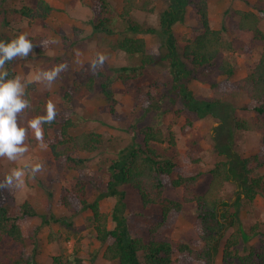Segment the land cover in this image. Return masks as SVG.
<instances>
[{
    "label": "trees",
    "instance_id": "16d2710c",
    "mask_svg": "<svg viewBox=\"0 0 264 264\" xmlns=\"http://www.w3.org/2000/svg\"><path fill=\"white\" fill-rule=\"evenodd\" d=\"M112 1L101 0L100 4H95L104 8V13L94 10L89 23L94 32L121 34L119 39L109 41L108 46L129 55L131 61L112 66L113 75L123 83L133 82L142 77L147 67L163 60L168 62L162 72L169 80V87L162 93L156 89L149 90L142 100V115L127 127L130 142L113 148L101 133L94 130L79 135L71 133V128L75 127V121L71 118L74 105L78 98L87 94L100 92L109 102L110 114L112 117L115 115L117 99L112 89L113 76L102 70L90 72L81 68L75 71L70 81L61 83L59 91L64 104L55 110L56 117L50 124H42L45 136L49 129H60L57 140L50 143L53 162L63 170L79 172L75 176L76 182L61 198V202L69 210L92 212V235L105 247L103 258L117 264H213V257L221 244L220 264H264V242L246 247L242 244L240 247L243 234L246 235L240 217L241 196L238 195L233 203L222 196L228 181H237L249 201H254L257 195H264V177L257 174L264 167V135L261 149L254 154L243 156L233 149L237 130L264 131V30L260 26L264 15L259 14L264 13V8H260L259 13L254 10L235 11L239 16V30L252 32L254 40L262 43L258 62L246 76L233 81L235 90L223 91L219 88L220 82H212L213 96L201 98L195 95L191 87L197 73L216 64L224 52H231L234 48L233 42L224 37V25L222 28L210 25L208 0H165L166 6L160 10L159 24L156 26H146L132 17L133 11L138 9L152 11L153 0H122L119 18L124 26L116 24L115 16L105 14L115 10ZM190 6L197 8L202 29L192 33L190 40L181 45L173 25L185 20ZM11 10L20 13L24 19L41 20L44 26H48L46 19L53 7L47 0H37L36 7L25 5L11 8L5 0H0V24L12 26L7 17ZM1 34L0 39L6 40ZM134 34L164 35L166 52L157 57L150 51L148 38ZM63 39L66 41L67 37ZM132 57L138 59L132 61ZM12 66L13 60L4 65L10 77L18 75L13 72ZM218 70L220 75L229 79L235 74L236 64L230 58H222ZM240 94L255 103L252 108L245 107L259 116L254 122L235 116L236 106L232 100ZM45 102L39 101L32 111V117L40 116L42 111L46 113ZM178 104L181 106L178 107ZM159 109L163 110L156 113ZM170 111L178 115L185 111L193 113V118L187 117L188 126L196 119L207 117L220 123L216 135L212 137L214 151L219 158L208 170L211 179L205 192L197 189L202 172L187 173L180 162L155 147L154 144L165 143L166 133L169 137L174 136L175 132L170 127H162L160 122L139 125L148 114L156 113L159 119ZM83 153L91 155L83 157ZM96 156H100L97 170H102L108 176L106 182L84 173L88 160ZM126 187L137 191L141 203V209L130 214L126 213ZM175 189L182 190L181 196H168L167 190ZM94 190L95 199L91 201L89 196L95 193ZM3 191V188L0 189V264H42L37 244L28 250V234L19 220L40 216L42 223L48 224L51 220L60 222L63 219L54 213L40 214L28 201L23 202L14 213ZM48 195L51 197L52 193L48 191ZM106 197H112L115 202L110 213L100 208V201ZM185 203L195 205L197 218L194 228L202 242L199 246H193V241L187 239L175 243L161 232L171 215L181 212ZM156 207L160 211H156ZM111 220L113 224L109 227ZM257 231L258 225L252 224L247 235L252 237ZM227 234L229 236L226 238ZM5 244L9 245L7 251L2 248ZM63 262V256L58 254L52 256L49 264Z\"/></svg>",
    "mask_w": 264,
    "mask_h": 264
},
{
    "label": "rangeland",
    "instance_id": "374dc122",
    "mask_svg": "<svg viewBox=\"0 0 264 264\" xmlns=\"http://www.w3.org/2000/svg\"><path fill=\"white\" fill-rule=\"evenodd\" d=\"M47 1L53 7L50 16L46 19L48 26H44L41 20L24 19L20 13L14 10L7 14L12 26L5 23L0 24V33L6 40H10L23 32L34 44V48L28 57L14 58L12 66L13 72L18 74L22 81L33 80V83L25 87L24 98L29 101V107L18 114V121L27 129L24 143L28 151L15 161L8 160L6 157L0 158V179H3L13 168H22L26 163L39 162L43 165L42 170L35 177H30L26 172L22 187L3 188V196L14 213L23 202L28 201L40 214L50 215L54 213L63 219L60 222L51 220L48 224H43L40 216L19 220L28 234V250L33 248V244H37L42 264H49L52 256L58 254L63 256V264H117L103 258L105 247L92 235V212L90 210L81 212H77L76 209L69 210L61 202V198L76 182L75 176L79 172L77 170H63L62 167H58V164L53 162L50 143L56 141L60 135L59 127L49 129L47 136L43 130V144L45 146L42 147L41 141L36 140L33 130L27 128L28 121L36 117H32L34 114L32 111L37 107L39 101H46L47 104L51 102L55 106V110H59L63 106L62 95L59 91L61 83L65 80L70 81L76 70L81 68L90 72L102 70L113 76L111 83L117 99L115 104L117 111L112 117L109 112V102L98 91L80 97L74 105L75 111L71 116L75 121V127L71 128V133L79 135L84 131L94 130L101 133L106 143L113 148L126 145L130 142V137L126 131L127 127L142 115V100L149 90L156 89L162 93L169 87V80L162 72L168 62L162 60L157 65L147 67L142 77L136 81L121 82L113 75L111 67L127 64L131 58L124 52L112 50L108 46L109 41L119 39L121 34L107 35L102 32H94L89 23L94 10L104 13V8L95 5L100 4L101 0ZM240 1L242 2L238 0H208L210 25L213 28H222L224 25V29H226L224 37L233 42L234 48L231 52H224L216 64L203 68L197 73L191 87L198 97L213 96L212 82H220L219 88L223 91L235 90L233 81L246 76L258 62L262 43L254 40L252 32L239 30V16L235 11L254 10L259 13V9L264 8V0ZM5 2L11 8H21L25 5L36 7L37 4V0H5ZM112 2L115 10L105 14L115 16L117 18L116 24L124 26L119 18L122 0H113ZM151 6H153L152 11L139 9L133 11V19L146 26L158 25L160 10L166 6V1L153 0ZM259 14L264 15V13ZM260 26L264 30V16L261 18ZM201 29L200 15L195 6L188 7L183 22H177L173 25L175 36L181 45L190 40L192 33ZM135 35L148 38L150 51L154 52L157 57L166 52L164 35ZM65 36L67 37L66 41L63 39ZM98 55L105 57V63L93 71L90 65ZM222 58H230L236 64L235 74L229 79H225L226 76L219 74L218 66ZM137 59L132 57V61ZM62 63L66 64L67 67L59 73L51 85L44 80H35L39 71L50 70ZM232 103L236 106L235 116L237 118L254 122L259 117L252 109L245 108H252L255 103L243 94L233 99ZM177 106L179 107L181 104ZM162 110L159 109L156 113ZM40 113V115L46 114L43 111ZM156 113L144 116L139 125L144 126L160 122L162 127H170L175 132L174 136L169 137L166 133L165 143L154 145L162 153L171 155L180 162L187 173L202 172L197 189L201 193L205 192L211 179L208 170L219 158L214 151V139L212 137L216 135V128L220 123L212 117H207L196 119L192 125L188 126L187 117H194L191 112L185 111L178 115L170 111L162 114L159 119L156 118ZM263 135L264 131L237 130L234 136L233 149L243 156L254 154L262 147ZM173 138L174 143H172ZM90 155L89 153L82 154L83 157ZM99 158L100 156H96L95 159L88 160L84 173L91 176L95 175L100 181L106 182L108 176L104 175L102 170H97ZM257 174L264 177V167L260 168ZM237 184V181L226 182L222 196L229 203H233L238 195L241 196L240 217L246 233V235L243 234V238L248 240L244 241L242 238L240 247L242 244L244 247L252 244L261 245L264 242V195H257L254 201H249L245 197L242 187ZM126 190V213L130 214L140 210L141 203L137 191L132 187H126ZM48 191L52 193L51 197L48 195ZM181 193V189L167 190L168 196L174 198L180 197ZM91 194L89 200L92 201L95 199L96 191ZM114 203L112 197H106L100 201V208L103 212L110 213ZM194 207L193 203H185L181 212H174L169 222L161 229L162 234L171 238L175 243L187 239L193 241V246H199L202 242L195 233L194 223L197 213ZM156 211H160V209L156 207ZM233 211L234 208H232ZM112 224L111 220L109 227H112ZM252 224L258 225V231L256 235L250 237L249 234L247 235V230ZM228 236L227 234L226 238ZM2 248L7 251L9 245L5 244ZM222 251L223 244L219 246V250L213 257L215 264L221 263Z\"/></svg>",
    "mask_w": 264,
    "mask_h": 264
},
{
    "label": "clouds",
    "instance_id": "9594fccd",
    "mask_svg": "<svg viewBox=\"0 0 264 264\" xmlns=\"http://www.w3.org/2000/svg\"><path fill=\"white\" fill-rule=\"evenodd\" d=\"M33 48V42L23 32L10 40L0 39V158L6 157L11 161L17 160L18 157L28 151L24 143L27 129L18 121V114L29 107V101L24 98L25 87L33 83V80L22 81L19 75L10 77L4 65L16 57H28ZM104 63L105 57L98 55L90 66L95 71ZM66 67L67 65L62 63L50 70H41L35 76V80H44L51 85ZM55 117V106L49 102L45 115L36 116L28 121L27 128L33 130L36 140L41 141L42 147L45 146L43 144L42 124H50ZM42 167L43 165L37 162L26 163L22 168H13L3 179H0V189H11L14 186L16 188L22 187L26 172L30 177H35L42 170Z\"/></svg>",
    "mask_w": 264,
    "mask_h": 264
},
{
    "label": "crops",
    "instance_id": "0c3cea01",
    "mask_svg": "<svg viewBox=\"0 0 264 264\" xmlns=\"http://www.w3.org/2000/svg\"><path fill=\"white\" fill-rule=\"evenodd\" d=\"M239 2H242V1H240V0H238Z\"/></svg>",
    "mask_w": 264,
    "mask_h": 264
}]
</instances>
